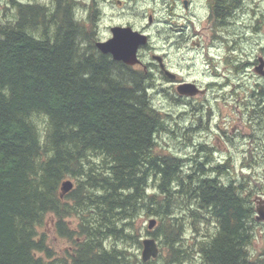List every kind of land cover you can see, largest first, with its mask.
<instances>
[{"label":"trees","instance_id":"1","mask_svg":"<svg viewBox=\"0 0 264 264\" xmlns=\"http://www.w3.org/2000/svg\"><path fill=\"white\" fill-rule=\"evenodd\" d=\"M45 2L10 0L0 22V264H264L259 190L197 145L191 166L166 152L152 73L100 52L75 0Z\"/></svg>","mask_w":264,"mask_h":264},{"label":"flooded vegetation","instance_id":"2","mask_svg":"<svg viewBox=\"0 0 264 264\" xmlns=\"http://www.w3.org/2000/svg\"><path fill=\"white\" fill-rule=\"evenodd\" d=\"M75 3L83 10L86 24H93L96 41L109 39L111 28L116 26L131 27L147 35V43L137 50L140 62L132 67L152 73L150 85L165 90L170 102L181 108L189 106L190 112L185 109L181 112L194 115L198 122L196 128L190 129L199 128L201 122H210L215 114L220 116L219 107L224 103L227 116H223L226 119L223 122L230 123L234 133L218 126L220 131L211 137L213 142L202 140L197 144V149L211 155L216 165L224 164L227 168L235 165L231 154L252 155V148L246 150V138L256 142L254 153H264L257 148L264 143V136L255 135V132L264 134V0H163V54H158L157 47L151 44L150 28L161 23L158 18L149 14L146 24L139 29L131 22L111 21L107 35L102 38L97 33L100 19L107 15L103 8L110 11L113 20L120 15L115 11L117 8L124 12L123 1L75 0ZM183 85H193L196 92L180 93ZM247 89L248 99L239 103L244 95L238 90ZM253 121L258 122L255 124H259V131L252 125L248 134L239 130V124ZM168 123L167 119V126ZM216 153L219 154L214 156ZM238 164L243 168L244 157Z\"/></svg>","mask_w":264,"mask_h":264},{"label":"rangeland","instance_id":"3","mask_svg":"<svg viewBox=\"0 0 264 264\" xmlns=\"http://www.w3.org/2000/svg\"><path fill=\"white\" fill-rule=\"evenodd\" d=\"M22 2L27 3H33V2H45L47 0H18ZM123 6L122 9L124 12L121 11V9L117 8L115 11L117 13H120L118 17H115L113 20H110V11L106 8H103V10L107 13L106 16H104L102 19H100V25L98 28V35L99 37H104L108 33V24L111 23V21L115 22H131L136 29H139L142 27V25H145L147 22L148 15L151 14L154 19L158 18V20H161L160 24L153 26L150 28L151 33V44H154L157 47V53L163 54L164 50V29H163V0H122ZM10 0H0V22L5 21L8 18H5L4 16L10 14V6H9ZM46 3V2H45ZM83 12V10L81 9ZM6 12V13H5ZM99 16V14H98ZM252 81V80H251ZM248 92L247 90H238V93L243 94L244 96H241V99L239 103L246 101L248 99ZM151 102L155 108H157L162 113L169 115L168 117V126L174 131V133L169 131H163L161 132L160 137L157 136L158 142L160 146L166 151L175 153L186 160L187 165L191 166L190 162L192 161V158L197 159L199 156L195 152L196 145L202 141L206 140L208 142H213L212 136H214L218 131V126H220L223 130H228L229 133H234V130H232V125L227 122H223V120L226 121L223 116H227L225 114V110L223 109V105L219 107L221 109L220 116L215 114V118L212 119L210 122H201L199 123L200 127L197 129H194L198 126V122H196L194 115H185L181 112L182 109H185L187 111L189 110V106L186 108H181L178 103L170 102L167 96V92L163 89H156L154 91L150 92ZM235 101V100H234ZM232 101V102H234ZM238 101H236V104ZM234 116H237V114H234ZM205 120V118H204ZM254 123H245L239 124L241 131H244L248 134L249 125H252L255 127V130L259 131L257 126L259 124L257 121H253ZM224 125H227V128H225ZM191 127H194L190 129ZM255 135L258 136H264V134H260L255 132ZM254 135V136H255ZM245 144H247L246 150L249 148L251 149V153H247L244 156L243 155H232V162H235L236 164L230 167L231 174L235 175H244V179L242 182L244 185H250L253 187H256L258 189L259 193H256V195H262L264 196V153L256 154L254 153V144H256L255 141H251L249 139H245ZM228 143V142H227ZM251 143V146L250 144ZM229 144V143H228ZM223 146V145H222ZM249 147V148H248ZM258 150L264 152V143L258 145ZM233 150V149H231ZM234 151V150H233ZM219 153H216L214 156H217ZM196 156V157H194ZM212 157V156H211ZM245 161V165L243 168H241V165L238 164L241 159ZM191 159V160H190ZM240 159V160H239ZM186 168H189L188 166ZM190 171V170H188ZM255 197V196H254ZM255 205V204H254ZM150 217H142L141 224L147 229V221ZM152 218V217H151ZM155 218V217H153ZM261 222V221H260ZM47 227V233L50 236V243L54 247V249L58 252H61L65 246L68 245L69 241L66 240L64 237H60L56 234H54L52 230L51 224L48 225L46 222ZM153 230V229H152ZM151 236V235H150ZM153 237V236H152ZM264 248V222H261L258 224L256 222V226L254 228V238L252 240L250 249L253 251V253H258ZM199 263V258L194 259L193 264Z\"/></svg>","mask_w":264,"mask_h":264},{"label":"water","instance_id":"4","mask_svg":"<svg viewBox=\"0 0 264 264\" xmlns=\"http://www.w3.org/2000/svg\"><path fill=\"white\" fill-rule=\"evenodd\" d=\"M112 36L104 41L97 40L95 45L97 49L104 53L110 54L114 60L121 61L127 65H135L140 62L138 57V48L147 43V35L131 27H113L111 28ZM193 85H183L179 92L185 94H194L196 90ZM73 187L71 180L67 179L60 186V196L70 191ZM264 200L258 197L256 201V221H264ZM156 225L155 218H149L147 221V230H151ZM159 254V245L154 237L146 236L141 239L140 258L143 262L156 258Z\"/></svg>","mask_w":264,"mask_h":264}]
</instances>
